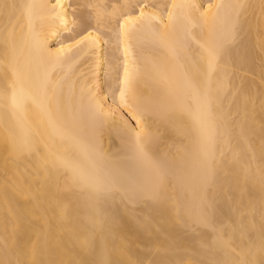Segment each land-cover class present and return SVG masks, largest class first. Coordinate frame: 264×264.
Here are the masks:
<instances>
[{
  "label": "bare ground",
  "instance_id": "bare-ground-1",
  "mask_svg": "<svg viewBox=\"0 0 264 264\" xmlns=\"http://www.w3.org/2000/svg\"><path fill=\"white\" fill-rule=\"evenodd\" d=\"M0 264H264V0H0Z\"/></svg>",
  "mask_w": 264,
  "mask_h": 264
}]
</instances>
